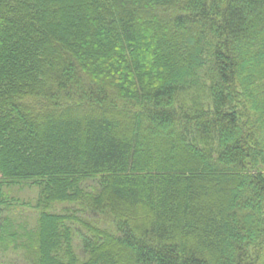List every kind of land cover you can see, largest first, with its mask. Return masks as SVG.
Returning a JSON list of instances; mask_svg holds the SVG:
<instances>
[{"label":"trees","instance_id":"16d2710c","mask_svg":"<svg viewBox=\"0 0 264 264\" xmlns=\"http://www.w3.org/2000/svg\"><path fill=\"white\" fill-rule=\"evenodd\" d=\"M24 187L28 264H264V0H0L1 247Z\"/></svg>","mask_w":264,"mask_h":264},{"label":"rangeland","instance_id":"374dc122","mask_svg":"<svg viewBox=\"0 0 264 264\" xmlns=\"http://www.w3.org/2000/svg\"><path fill=\"white\" fill-rule=\"evenodd\" d=\"M93 184L95 182H92ZM90 185V184H89ZM9 192L5 189V193L9 195V202H11V206L8 212H5L11 219H13L14 227L12 226V240L10 247L6 248V243L4 246H0V264H28L26 258L24 257V251H22V247L20 246L21 238L18 233L14 230H17L19 225H23L27 229H32L36 224V219L38 215V211L35 209V203L37 201L38 191L36 189H29L27 187L18 189V188H10ZM16 199V200H15ZM18 201V202H17ZM22 203H27L28 206H22ZM70 207L68 205H54L50 208L51 212H60L62 208ZM86 218H89L86 216ZM101 221V220H100ZM101 223H104L101 221ZM73 227L76 229L77 236L74 237L73 248L77 256L82 254L80 248V238L78 235L83 231L78 225L72 223ZM104 225H107L104 223ZM10 244V243H9ZM28 256V255H27ZM80 257V256H79Z\"/></svg>","mask_w":264,"mask_h":264}]
</instances>
